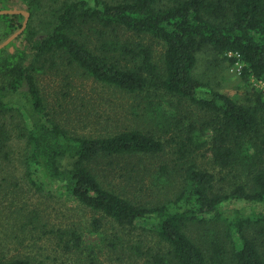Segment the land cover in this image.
Listing matches in <instances>:
<instances>
[{"label":"trees","instance_id":"obj_1","mask_svg":"<svg viewBox=\"0 0 264 264\" xmlns=\"http://www.w3.org/2000/svg\"><path fill=\"white\" fill-rule=\"evenodd\" d=\"M1 1V9L15 6ZM22 17L0 14L3 38L21 28ZM124 33L139 40L124 39ZM143 37L163 44L159 62ZM10 46L15 51L3 55ZM203 48L239 63L243 82L254 78L264 85V0H63L46 34L35 37L28 24L0 48V141L5 138L1 118L17 111L29 147V182L61 191L120 226L150 229L160 245L145 253L149 264H264V89L252 86L244 102L205 89L194 75ZM56 57L136 96L156 130L71 131L47 112L34 75L37 61ZM167 95L177 99L176 106L193 105L200 113L161 108ZM170 132L175 162L171 170L161 165L157 176L169 183L178 175L171 197L141 203L102 184L100 160L112 165L117 157L157 155L166 146L162 135ZM199 151L210 154L217 173L198 165ZM127 162L126 173L138 176L136 164ZM93 224L97 229L101 222ZM194 225L215 232L207 245L188 233ZM0 264L32 263L4 260L0 251Z\"/></svg>","mask_w":264,"mask_h":264},{"label":"rangeland","instance_id":"obj_2","mask_svg":"<svg viewBox=\"0 0 264 264\" xmlns=\"http://www.w3.org/2000/svg\"><path fill=\"white\" fill-rule=\"evenodd\" d=\"M62 1L38 0L35 3L33 0H9L15 3L11 10L28 12L25 26L30 25L35 37L46 34L51 14ZM3 2L0 0V9ZM22 15L21 24L26 18L25 14ZM4 29V23L0 21V43L20 28L3 38ZM123 38L139 40L138 36L125 33ZM142 41L150 44L154 60L159 62L164 51L163 44L150 37H143ZM19 42L18 39L16 44ZM14 51V46H10L3 55ZM35 64L36 84L47 112L71 131L97 135L132 127L156 130L149 117L145 116L143 102L139 104L140 100L133 94L103 85L63 58L56 57L53 62L39 60ZM239 70V63L220 59L209 48L197 53L194 75L206 84L204 88L244 102L252 86L264 89V85L254 78L243 82ZM151 99L156 102L158 97ZM160 103V107L167 111L177 110L178 107L177 99L168 95L163 96ZM178 108L200 113L193 105L185 103ZM1 121L5 131V138L0 141L2 259L27 258L32 264H149L145 253L158 250L160 245L150 229L120 226L61 191L36 188L27 177L29 147L22 135L23 118L14 110L5 114ZM172 134L162 135L166 146L164 152L157 155L142 156L140 159L117 157L111 161L112 165L107 159L100 160L97 172L102 184L141 203L151 204L171 197L176 191L178 175H172L169 183L157 175L161 165L171 170L175 162V147L170 140ZM127 161L136 164L139 177L126 173L131 168L125 165ZM195 161L200 167L217 173L218 169L212 164L208 152H197ZM94 219L101 222L97 229ZM188 233L194 240L207 245L208 237L215 232H211L207 225H194L188 227ZM137 246L141 253L135 250Z\"/></svg>","mask_w":264,"mask_h":264},{"label":"water","instance_id":"obj_3","mask_svg":"<svg viewBox=\"0 0 264 264\" xmlns=\"http://www.w3.org/2000/svg\"><path fill=\"white\" fill-rule=\"evenodd\" d=\"M4 13H23V14H25L26 18L24 19V22L22 23L21 28L17 32L13 33L4 42L0 43V48L5 46L10 40H12L14 37H16L18 35V33H20L23 30V28L25 27V24H26L27 16H28V12L25 10L0 9V14H4Z\"/></svg>","mask_w":264,"mask_h":264},{"label":"built area","instance_id":"obj_4","mask_svg":"<svg viewBox=\"0 0 264 264\" xmlns=\"http://www.w3.org/2000/svg\"><path fill=\"white\" fill-rule=\"evenodd\" d=\"M227 55H229V56H230V55H231V53L229 52V53H227Z\"/></svg>","mask_w":264,"mask_h":264}]
</instances>
